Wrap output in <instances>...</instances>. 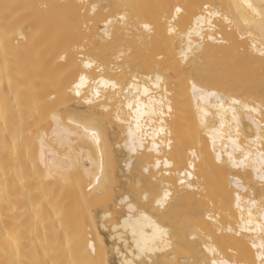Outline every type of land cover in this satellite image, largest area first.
Wrapping results in <instances>:
<instances>
[{"label":"bare ground","instance_id":"obj_1","mask_svg":"<svg viewBox=\"0 0 264 264\" xmlns=\"http://www.w3.org/2000/svg\"><path fill=\"white\" fill-rule=\"evenodd\" d=\"M91 4L99 6L95 15L90 7L84 12L83 6ZM206 4L219 13L212 18L214 28L209 30L205 25L202 41L192 36L193 44L203 46L195 62L181 61L180 50L187 47V37L181 41L177 35H169L163 18L173 5L183 6L177 27L186 32ZM5 5L10 6L7 14ZM124 5L136 7L126 9ZM123 11L153 25L154 31L149 38L141 29L139 39L140 33H115L114 41L131 47L132 55L123 62L107 61L102 74L90 70L91 75H103L120 85L115 91L102 89L100 100L90 106L68 91L76 71L69 50L88 37L90 46L96 43L104 54L115 55L93 38L97 22ZM262 14L264 0H0V264H123L125 259L134 264H183L211 259L204 251L207 244L224 258L241 262L252 258L250 243L255 240L259 244L260 233H236L240 232L241 217L248 220L250 209L259 222V206L252 207L249 200L261 199L260 182L251 168L245 172L227 163L217 164L210 136L220 128L222 117L225 134L230 130L236 138L238 127L242 145L264 150L257 140L264 136V65L252 48L253 44L261 47ZM66 54L67 62L61 59ZM157 74L163 78L158 89L145 79H154ZM132 76L141 91L147 86L163 95L167 89L172 113L164 120L172 133L171 157L182 164L190 158L189 152L199 155L189 183L193 189L199 186L200 191L187 190L177 203L189 209L195 206L203 215L195 220L181 217L180 224L172 223L171 247L146 255L136 250L132 225L126 223L127 204L120 205L121 193L139 183L140 165L155 157L148 152L150 139L143 154L130 153L125 146L128 124L120 120L127 121V103L135 95V87H127ZM192 83L223 96L224 108L235 109L236 119L232 110L217 107L216 97H194ZM82 93H89V89ZM141 99L147 102L148 97ZM232 100L240 103L233 105ZM121 104L124 107L117 120ZM245 106L256 111L249 112ZM198 107L209 113L204 125ZM69 108L99 113V143L87 137L83 128L63 142L54 134L52 111H63L65 126L77 131L67 124ZM161 139L166 137H158L157 142ZM227 144V135L216 140L217 153L225 162L231 151L225 148ZM163 151L167 153V147ZM165 179L172 183L176 177ZM141 204L132 214L133 222L143 212L157 223H167L159 210H154V202ZM208 211L218 217L216 224L204 218ZM229 227L232 232L227 231ZM141 228L145 235H151L146 221L137 225L138 233Z\"/></svg>","mask_w":264,"mask_h":264},{"label":"snow or ice","instance_id":"obj_2","mask_svg":"<svg viewBox=\"0 0 264 264\" xmlns=\"http://www.w3.org/2000/svg\"><path fill=\"white\" fill-rule=\"evenodd\" d=\"M9 7L10 6L5 5L6 14ZM43 7L48 6L43 5ZM89 7L91 8L92 14L95 15L99 6L96 4L83 6L84 12H87ZM122 7L127 9L136 6L124 5ZM249 7H251V5H249ZM183 11V6L173 5L172 11L164 16L163 23L166 25L169 35H177L181 41L184 40L185 36L187 37V47L181 48L180 59L184 62L194 63L203 46L201 43L193 44L192 36H199L202 41L204 39L203 33L205 31V25H207L209 30H212L214 28L212 18L219 15V13L213 10L212 6L207 4L203 5V12L200 15L195 16L193 24L186 32H181L177 27V21ZM85 28H88L87 23L85 24ZM141 29H143V33L149 34L150 38V35L154 31V26L139 19V17H131L128 11L117 12L111 18L105 17L103 21L97 22L98 32L97 36L93 39L106 44L115 55L104 54L100 50L98 44L92 43L90 46L89 38L82 37L81 41L77 42L75 46L69 50L76 68L71 81V86L68 89L69 93L73 94L75 97L81 98L85 104L91 106L100 100L102 89H112L115 91L120 87L117 81L106 79L103 75H100L99 77L91 75L90 70L102 74L106 70L104 65L107 61L119 60L123 62L126 58L130 57L133 52L132 48H126L123 43L115 42L114 35L117 31L129 36L140 33L137 37L139 39L143 36ZM261 34V47L257 49L256 45L253 44L252 48L254 51L258 52L260 61L262 65H264V14H262ZM208 39L212 40L214 37L209 36ZM190 57L191 61H189ZM68 58V54L61 56V59L66 62ZM161 59H163V57H161ZM145 79L152 81V88L157 89L163 82V78L159 74H157L154 79L151 76L145 77ZM92 85L95 87H92ZM191 86L194 97L199 96L201 100H205L208 97H216L218 101L217 107L223 111L232 110L234 113L233 120L236 119L235 109L224 108L225 98L223 96H217L215 92L198 89L195 83H192ZM127 87L129 89L135 87V95H131L130 92L125 95V99H128L131 95V100L127 103L128 112L126 116L128 119L127 121L120 120V111L124 107L123 104H121L120 108L117 110L116 116L117 120H120L121 123L127 122L128 124V139L125 142V146L130 153H136L139 151L143 154L142 150L146 146V141L150 139L151 146L148 148V152L149 154L155 153L153 159L140 165L139 183L136 184L133 190L127 191L126 194L121 193L120 199V205L127 204L128 207L129 215L126 219V223L132 225L136 250L140 255H146L148 253L162 251L165 248L171 247L172 230L170 225L172 223L180 224L181 217L195 220L197 215H203L202 213H198L195 206L189 209L187 205L177 203V201L186 194L187 190L193 189V186L189 181L194 176L196 161L199 159V155L195 151L189 152L188 156L190 158L182 164L178 163L171 157L173 150V140L171 139L172 133L165 126L164 120V117L170 116L172 113L171 104L167 101V89H164L163 95L153 93L147 86L141 91L140 86L136 83L135 76H132V83L128 84ZM83 89H89V93H82ZM157 95H159L158 100L155 98ZM141 97H148L147 102H144ZM55 99L56 97H52V100ZM239 103L240 101L238 100H232L233 105ZM245 108L249 112L256 111V108H247V106H245ZM104 110L108 111V109ZM66 111L68 113L66 117L67 124L74 125L77 131H73L65 126V114L63 111H52L50 113V120L55 124L53 132L62 142L67 137L78 134V130L83 128V133L87 137H90L92 140L99 143V113L93 115L87 113L84 109L79 108H69L66 109ZM197 111L198 113H203V115L200 116V123L201 125H204V117L209 113L200 107H198ZM145 117H147V119H145ZM157 117L159 118L158 126H156ZM145 125L148 126L147 130L145 129ZM223 129L224 123L223 118L221 117L220 128L215 130V135L210 136L212 141V152L215 154V162L217 164L227 163L231 168L242 169L245 172L251 168L252 171L256 173L255 179L260 182L261 189V199L259 202L254 198L249 200L252 207H257V204L259 206V222H256L257 218L253 217L250 209L247 221H244L243 217H241V224L239 225L240 232L236 233V235H240V233L243 232H259L260 243H256L255 240L251 241L250 247L254 250V254L252 255V258L243 262L232 260L231 258H224L220 255V252L216 247L207 244L204 247V251L210 254L211 259L205 258L203 261L194 259L191 262L184 261L183 264H264V150L254 151L251 145H242L238 139V127L236 129V138L232 137L230 130L225 134ZM162 135L166 137V140L161 139L157 142V138ZM225 135H227L228 139V144L225 145V148H231V151L227 152L228 158L226 162L223 160L222 155L217 153L216 149L217 138L223 140ZM257 140L261 141V148H264V136H258ZM252 143H255V141ZM165 147L168 149L167 153L163 151ZM237 153H239V157H237ZM129 159H135V157H130ZM126 166L129 168L132 167L131 163H128ZM173 169L175 171H173ZM173 175H175L176 180L172 183H168L165 178L172 177ZM99 182L100 178L97 176L96 183L99 184ZM176 185H178V187H176ZM237 185L239 186V181H237ZM193 190L200 191V188L197 186ZM245 191H247V189H245ZM236 200L237 207L239 208L240 197L238 195ZM141 201L146 204L154 202L156 206L154 210H159L161 217H164L167 220V223H157L144 215L143 212H140V215L136 218L135 222H133L132 214L141 209ZM212 207H215V205L213 204ZM204 218L211 221L213 224L218 222V217H216L215 213L212 211H208L207 216ZM145 221L147 222V226L152 229L151 235H145L142 228L138 233L137 225H143V222ZM196 231H199V229H196ZM221 231H223V227H221ZM227 231L232 232L233 229L229 227ZM137 235H139V239H136ZM196 239L197 237L193 235L192 240L195 241ZM94 251L95 249L93 248V252ZM123 264H134V261L125 259ZM141 264H144V262L141 261ZM149 264H156V262L150 261Z\"/></svg>","mask_w":264,"mask_h":264}]
</instances>
